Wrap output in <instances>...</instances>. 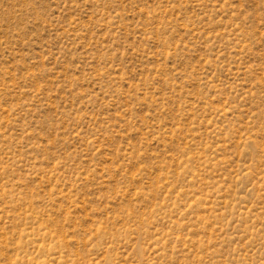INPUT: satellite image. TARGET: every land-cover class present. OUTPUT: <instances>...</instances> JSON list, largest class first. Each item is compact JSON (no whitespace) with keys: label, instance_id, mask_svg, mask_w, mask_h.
Masks as SVG:
<instances>
[{"label":"rangeland","instance_id":"1","mask_svg":"<svg viewBox=\"0 0 264 264\" xmlns=\"http://www.w3.org/2000/svg\"><path fill=\"white\" fill-rule=\"evenodd\" d=\"M0 264H264V0H0Z\"/></svg>","mask_w":264,"mask_h":264}]
</instances>
